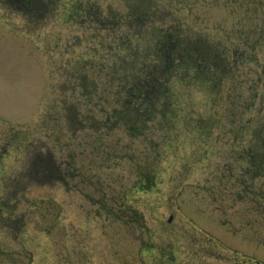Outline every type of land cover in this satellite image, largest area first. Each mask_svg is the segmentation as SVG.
Instances as JSON below:
<instances>
[{
    "label": "rangeland",
    "instance_id": "rangeland-1",
    "mask_svg": "<svg viewBox=\"0 0 264 264\" xmlns=\"http://www.w3.org/2000/svg\"><path fill=\"white\" fill-rule=\"evenodd\" d=\"M133 1L32 15L0 0V264H264V177L247 162L264 133V0H156L151 25L237 52V73L221 92L177 84L184 113L142 136L114 113L153 39Z\"/></svg>",
    "mask_w": 264,
    "mask_h": 264
},
{
    "label": "trees",
    "instance_id": "trees-1",
    "mask_svg": "<svg viewBox=\"0 0 264 264\" xmlns=\"http://www.w3.org/2000/svg\"><path fill=\"white\" fill-rule=\"evenodd\" d=\"M156 3V0H135L129 6L128 18L135 22L136 32L150 27L148 32L153 39L148 50L138 52L133 76L119 89L118 109L114 111L121 125L141 136L162 120L170 119L167 122L170 128L176 121V113H184L186 104L181 103V89L175 88L177 84L186 88L190 82L197 83L221 92L223 82L233 80L237 73V52L211 44L203 37L185 35L177 25L160 28L151 25L148 18L159 9L154 6ZM123 74L128 77L126 71ZM260 145L264 150V133ZM261 155L258 165L264 173V153ZM249 158L255 165L253 156Z\"/></svg>",
    "mask_w": 264,
    "mask_h": 264
},
{
    "label": "flooded vegetation",
    "instance_id": "flooded-vegetation-1",
    "mask_svg": "<svg viewBox=\"0 0 264 264\" xmlns=\"http://www.w3.org/2000/svg\"><path fill=\"white\" fill-rule=\"evenodd\" d=\"M44 1L46 3H48V5H49V8L48 9H50L56 3L57 0H44ZM139 186H140V190H142L144 192L147 191V190H151L152 189L151 183L149 185H147L146 183L143 182V183L139 184ZM146 244H148V246L145 248V250L147 252H150V254H151L153 252V249H156L155 246H153V244H155V243L152 240H147ZM168 254H171L170 251H164L163 252V248H162V249H160V256H159V258L161 260H163V261H166V260H172L173 261L174 258L173 259H170V257L168 256ZM179 259H180V257H179ZM175 260H176V258H175Z\"/></svg>",
    "mask_w": 264,
    "mask_h": 264
},
{
    "label": "water",
    "instance_id": "water-1",
    "mask_svg": "<svg viewBox=\"0 0 264 264\" xmlns=\"http://www.w3.org/2000/svg\"><path fill=\"white\" fill-rule=\"evenodd\" d=\"M38 2L40 1V0H37Z\"/></svg>",
    "mask_w": 264,
    "mask_h": 264
}]
</instances>
